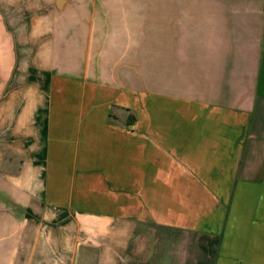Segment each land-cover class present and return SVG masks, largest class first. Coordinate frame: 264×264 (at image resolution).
<instances>
[{
    "label": "crops",
    "instance_id": "0c3cea01",
    "mask_svg": "<svg viewBox=\"0 0 264 264\" xmlns=\"http://www.w3.org/2000/svg\"><path fill=\"white\" fill-rule=\"evenodd\" d=\"M23 7L0 0V264H264V0ZM48 21L62 57L17 71ZM95 26L74 74L62 36Z\"/></svg>",
    "mask_w": 264,
    "mask_h": 264
},
{
    "label": "rangeland",
    "instance_id": "374dc122",
    "mask_svg": "<svg viewBox=\"0 0 264 264\" xmlns=\"http://www.w3.org/2000/svg\"><path fill=\"white\" fill-rule=\"evenodd\" d=\"M24 1V11L25 9L27 10V6H28V2H33V0H23ZM68 13H66L67 15ZM73 27V26H72ZM15 33L16 32H12V35L15 37ZM18 34H20V38L22 40H24L25 42H27V44L23 47H20L17 45V41L14 43V45L16 47H13L14 51H16V54L19 56H21V54H23V62L19 63L16 67L17 71H23V73H29L32 74V76H42L45 77L46 75H48V68H49V49L50 48H55V57L56 60L58 61V59H60L63 55V50L65 48H63V45L59 46V40L56 41H52V33H51V28L49 25V21L48 24H46L44 26V29H39L38 26L36 28L34 27H30L29 25H25L24 24V29L20 32H17ZM99 31H96V26L95 29L92 33H90V31H86V32H80V33H75V31L71 28L69 31H67L66 33H64V37L62 36V38H65L67 41L72 42V47H67V49L71 50L72 53V61L75 63V69H74V74H78V73H82L84 72V67H85V60L83 59V57L81 58V52L85 55V49H86V42L88 40L89 35L91 34L94 43L95 41H99V40H95V37L98 36ZM63 40V39H62ZM57 44V45H54ZM77 43V46L76 44ZM97 43V42H96ZM93 44V45H96ZM52 44V46H50ZM84 44V45H83ZM103 47H107V45H103ZM108 47L110 48V46L108 45ZM94 50L95 48H91ZM90 48L88 49V54H90ZM92 59V57H91ZM111 59V57H106L104 59V72L106 75H109L108 69L107 67H109L110 63H107V61L109 62V60ZM106 60V61H105ZM93 63L91 62V60L89 59V63H88V67H87V73H88V77L89 79H92V75H93ZM78 66V68H77ZM252 257H256V256H252ZM262 257V256H261ZM264 258V255H263ZM258 259V258H257Z\"/></svg>",
    "mask_w": 264,
    "mask_h": 264
}]
</instances>
